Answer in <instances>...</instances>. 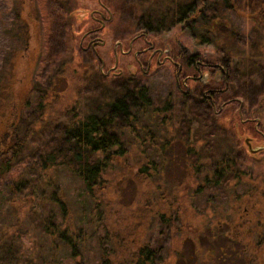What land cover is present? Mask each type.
Listing matches in <instances>:
<instances>
[{
	"label": "trees",
	"instance_id": "trees-1",
	"mask_svg": "<svg viewBox=\"0 0 264 264\" xmlns=\"http://www.w3.org/2000/svg\"><path fill=\"white\" fill-rule=\"evenodd\" d=\"M111 1L112 17L125 18L123 29L127 33L135 29L159 33L180 25L196 44H211L218 61L225 64L228 81H233L238 93L248 100V110L264 107V0ZM77 2L65 0L70 19H74ZM4 7L0 0V113L4 114L0 119V184L8 194L5 203H15L23 210L15 223L0 228V264H87V225L101 221L100 197L107 186V175L127 153L125 133L139 143L140 130L147 129L146 139L157 153L162 155L167 148L168 143L158 146L159 137L149 134L156 117L167 133L170 128L187 137L183 142L184 159L194 175L203 174L199 189L227 192L233 181L230 194L237 200L234 191L244 170L240 165L242 153L235 147L236 111L227 110L225 117L216 115L212 104L197 93V87L194 93L184 92L175 80L174 88L164 85L163 89L162 85L147 84L124 73L111 77L109 83L93 65L90 70L85 67L91 64L89 58L74 69L77 74L82 72L84 83L90 81L84 97L75 102L78 109L74 105L67 111L68 116L46 118L43 101L54 95V81L69 64L61 58L59 42L64 25L58 20V9L52 7L51 15L57 19L47 36L48 55L41 58L46 64L44 73L48 72L47 86L39 90L35 87L37 100L32 103L23 87L24 80L16 79L14 62L8 68L1 67L7 48L1 34L8 31L9 19L14 22L4 13ZM24 7L19 9L21 18H15L16 29L8 35L9 40L35 34L31 26L35 18ZM56 31L61 34L59 38L54 36ZM161 79L169 83L168 77ZM39 130L51 133L34 142ZM215 130L226 139L224 143L223 138L213 143L208 140L206 136ZM190 137L194 138L189 144ZM61 168L79 183L86 203L83 207L85 203L80 202L82 217L74 216L64 186L53 176ZM157 170L156 162L148 161L136 170L135 178L149 179ZM60 250L67 252L65 258ZM120 253L116 252L115 257L122 264L161 263L148 244L137 245L126 262ZM99 254V264H112L110 253L100 250Z\"/></svg>",
	"mask_w": 264,
	"mask_h": 264
},
{
	"label": "rangeland",
	"instance_id": "rangeland-1",
	"mask_svg": "<svg viewBox=\"0 0 264 264\" xmlns=\"http://www.w3.org/2000/svg\"><path fill=\"white\" fill-rule=\"evenodd\" d=\"M23 3L26 7L22 6ZM1 5L5 6L4 13L14 18V22L17 21L16 17L21 18L22 12L19 13L21 7H24L25 12H30V15L35 18L31 26L36 31L35 34L33 33L34 36L31 34L27 44H25L27 38H20L17 41L13 38L12 40L8 39V35L14 34L16 29L12 19L8 21L10 24L7 28L8 31L5 30V33L1 34L2 42L4 44L6 42L7 45L3 52L1 67L8 68L14 62L16 79L24 80L23 87L32 103L37 100L35 87H38L39 90L47 86L48 72L44 73L46 64L41 63V58L44 59L49 52L46 43L49 41H47V36L50 34L51 25L57 19L56 16L51 15L52 7H57L58 20L62 22L64 29L62 35L56 31L54 36L59 38L61 35L59 42V46L62 48L61 58L67 60L69 64L61 77L58 80L54 79V95L43 101V114L47 116L46 118L68 116L67 111L74 105L77 107L75 102L84 97L87 86L90 84V81L84 83L81 78L82 72L77 74L74 69L79 67V63L83 64L85 60L89 59L87 55L82 54L79 40L81 32L89 26L86 23L90 20L89 11L95 8L100 9L97 0H79L76 4L74 19L73 17L69 18V8L59 0H1ZM84 11L88 12H86V16L83 14ZM82 14L86 18L81 23L79 18H83ZM113 18L110 38L107 42L109 46L116 47L119 51L117 43L121 41L125 49L130 38L139 31L135 29L131 33H127L123 29L125 18L122 20ZM76 30H80L77 35L75 34ZM149 39L156 46L162 48H167L169 45L172 48L186 47L190 49L195 59L202 60L207 66L218 62V56L211 44H196L187 33L180 30V25L164 32L151 33ZM143 45L144 42L138 39L134 42V49L141 48ZM120 51L123 49L120 48ZM120 53L106 55L103 72H106V68L114 65L115 55L117 58L119 56L118 65L123 67L124 72H127L124 69V64L133 59L132 52L123 57ZM144 58L146 60V57ZM91 65L86 64L85 67L90 70ZM98 66L93 65L94 70L99 71ZM133 66V63L130 62L126 68L130 69ZM200 70L208 73V77L203 76V82L208 83L209 86L212 84L217 86V83L213 82L214 76H211L209 67L205 66ZM192 73L195 74V70H192ZM174 75V67L166 62L154 68L151 66L149 73L145 76L138 73L137 77L147 84L157 87L162 85L164 89V85L175 87ZM162 76L168 77L169 83L164 82L165 79L162 80ZM110 81L109 79L108 82L110 83ZM189 85L193 90L187 91L188 87L185 86H181L179 89L194 93L197 87L199 94V91L205 86L193 82ZM223 96L225 98L237 97L243 105L242 111L249 112L247 110L249 109L248 100L238 93V86L233 81L229 82V88L226 89ZM173 100L177 102V98ZM219 105L220 102L217 101L216 110ZM237 105L238 102H231L220 112L234 110L237 113ZM262 111H264V107L258 110L257 107L252 106V110H250L255 114ZM2 117L4 114L0 113V119ZM146 124H150V122L146 120ZM154 124L158 128H155L151 123L150 125L153 127L149 134L159 137L157 145L168 143L162 155L157 153L155 147L152 148L146 139L149 138L147 129L138 131L141 140L139 143L133 142V137L127 132L123 136L127 153L107 175V186L103 189L100 197L101 221L94 225H87L89 242L84 250L87 264H99L100 250H105L107 254L110 253L112 264H122L115 257L116 252L118 253L120 250V254L126 262L128 254L139 244L150 245L154 249L158 261H161L160 264H264L263 157L258 154L250 155L244 146L243 135H240L239 149L242 153L240 165L244 170V175L234 191L237 200H233L232 194H230L233 181L229 182L227 192L222 190L210 192V190L199 189L200 178L203 174L194 175L189 162L186 163L184 159L186 150L183 142L187 140V137L182 136L180 130L169 128L167 133L163 129L164 123L160 122L159 117L154 119ZM235 132L243 134L247 131L243 125H239ZM49 133H51L49 130H39L38 136L31 139L34 142H39L42 136ZM220 135L221 133L215 130L206 137L213 143L223 138ZM194 137H190L189 144ZM148 161L156 162L157 172L149 179L135 178L136 170ZM53 176L64 186L74 216L82 217L81 210L86 206V203L82 199L79 183L62 168L56 170ZM251 187L254 189L249 191ZM4 191V187L0 184V228L2 229H5L7 224L15 223L17 215H22L21 211L23 210V208H17L15 203L11 205L5 203L8 194ZM80 202L85 203L83 207ZM25 241L27 245V240ZM60 251V256L65 258L67 252Z\"/></svg>",
	"mask_w": 264,
	"mask_h": 264
},
{
	"label": "flooded vegetation",
	"instance_id": "flooded-vegetation-1",
	"mask_svg": "<svg viewBox=\"0 0 264 264\" xmlns=\"http://www.w3.org/2000/svg\"><path fill=\"white\" fill-rule=\"evenodd\" d=\"M59 1H61L62 4H66L65 0H63L64 2L62 0ZM110 1L111 0H97L100 9L95 8L89 11L90 20L86 22L89 26L81 32L79 40V46L81 47L82 54H85L88 56V58H90V63L92 65H99L98 69L101 71V75L109 79L113 76H122L124 73L126 76H128V74L137 76L138 73H141V75H146L149 73L151 66L154 68L155 66L157 67L169 62L175 69L174 76L176 85L178 87L185 86L188 87L186 88L187 91H191L193 89L189 84L192 82L205 85L204 89L199 91V93L212 104L214 110H216V102H220L219 108L216 110V115H222L225 117L226 114L221 113L220 111L231 102H238L237 113L233 114V124L236 127L243 125L245 127V131L247 132L243 134H236L235 132V147L238 151H241V149H239V140L240 135H243L244 146L249 154L253 156L258 154L264 159V111H262L263 113L261 112L259 114L251 113L250 110L252 109H250L249 112H243L241 109L243 105L237 97L225 98V96H223L226 92V89L229 88V74L225 64L218 61L211 64L210 66H207L202 60L195 59L193 53L186 47L182 48L179 46L178 48H172L171 45L167 46V48L158 47L149 39L151 32H144L143 30H139L137 34L130 38L125 49L123 47V43L121 41L118 42L117 46L119 47V51H117L116 47L113 48L112 46H109L107 42L109 40L108 38H110L109 35L111 33L112 21ZM86 12L84 11L83 13L85 16L88 13ZM85 16L83 15V18H79L81 23L83 20H85ZM79 32L80 30H76L75 34L77 35ZM26 38L25 44L28 43L30 36ZM138 39H141L144 42V45L141 48L134 49V42ZM120 48H122L123 51H120ZM102 49H104V51H102ZM115 51L117 53L121 52V57L128 56L132 52L133 59L131 61H126L124 64V69L128 73L124 72L123 67L118 65L119 56L117 58V55H115L114 65L106 68V72H103L106 62V55H114L116 53ZM144 57H146V60ZM130 62H132L134 66L130 67V69H127L126 67L129 66ZM205 66L209 67L211 76H214L213 82L217 83V86L214 84L209 86L208 83L202 81L204 75L208 77L207 71L202 72L200 70ZM192 70H195V74L192 73ZM187 71H189V73H187Z\"/></svg>",
	"mask_w": 264,
	"mask_h": 264
}]
</instances>
